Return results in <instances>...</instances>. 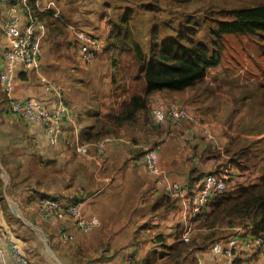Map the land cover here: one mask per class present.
Wrapping results in <instances>:
<instances>
[{
	"label": "crops",
	"instance_id": "crops-1",
	"mask_svg": "<svg viewBox=\"0 0 264 264\" xmlns=\"http://www.w3.org/2000/svg\"><path fill=\"white\" fill-rule=\"evenodd\" d=\"M141 2L37 0L40 10L54 8L55 15L60 16L67 27L59 32L47 26L41 37L42 56L32 67L18 64L12 94L19 98L49 97L47 102L53 103L56 93L46 95L43 77L61 91L72 113L58 143L51 144L41 124L12 113L0 84V230L17 232V238L29 257L27 252H33L34 248L26 245L19 229H16L23 224L12 203L29 220L43 228L58 259L39 248L30 256L33 264H124L128 255H133L138 264H215L220 259L211 245L202 244L205 238L201 233L205 230L195 231V243L182 239L186 221L182 204L157 183V176L148 171L139 156L145 148L163 141L160 165L163 179L170 182L194 180L198 184L208 172L230 167L241 175L227 147L230 146L235 153L243 149L252 156L256 155L249 149L253 144L251 132H246L249 135L246 136L240 130L245 125L246 114L253 105L255 109L256 104L250 99L243 100L241 105L247 103L246 111L238 118V127L230 128L235 122L231 118L239 106L229 101L230 94L223 90L222 83L232 82L223 62L209 68L205 79L194 87L151 96L156 100L177 99L200 115L217 134L219 143L215 146L205 138L200 127L192 128L187 121L157 125L149 113L144 112H139L135 121L126 123L118 135L107 137L113 140L106 143L104 152L99 150L98 143L105 138L89 143L84 139L100 115L112 109L119 113L130 94L116 99L111 109L105 105L113 85L109 52L103 51L94 62L85 63L76 49V33L84 29L101 35L107 41L110 20ZM1 7L0 71L8 44V38L2 31L8 3L3 2ZM21 18L25 21L22 12ZM250 58L247 55V59ZM240 69L243 70V79L247 76L249 79L246 81L250 80L247 69ZM246 81H241L245 87L249 84ZM224 94L227 98L223 97ZM187 130L194 133L192 142L180 137ZM258 142L256 145L260 147L261 139ZM251 149L254 150L253 147ZM43 195H53L65 203L82 200L84 215L98 216L99 225L84 233L68 223L67 227L74 232L75 239L63 241L57 224L42 218L37 211V200ZM200 219L199 216L192 218L194 224H198ZM37 246L38 241L35 240ZM239 257L243 264H264V257L248 250L241 251ZM0 264H14L9 251L4 260L0 258Z\"/></svg>",
	"mask_w": 264,
	"mask_h": 264
},
{
	"label": "trees",
	"instance_id": "trees-1",
	"mask_svg": "<svg viewBox=\"0 0 264 264\" xmlns=\"http://www.w3.org/2000/svg\"><path fill=\"white\" fill-rule=\"evenodd\" d=\"M146 1L141 2V14L137 3L115 20H110L108 40L103 41L102 48L96 54L95 59L101 52L108 51L112 67V92L105 105L111 109L119 97L125 94H130V97L121 105L119 113L112 109L97 118L95 126L85 135L88 143L118 135L126 123L136 120L139 112L150 115L151 96L156 93L184 91L203 81L209 68L222 63L224 41L229 35H264V3L252 7L213 8L202 17L197 12L177 13L180 10L178 5L188 0ZM3 2L9 6L23 0H0V13ZM27 2L51 30H65L67 24L55 15L54 8L42 11L37 6V0ZM145 13L149 21L144 20ZM241 67L248 68L246 54ZM137 83L141 84L138 88ZM234 83L240 85L241 90ZM222 87L225 93L235 95L239 106L238 114L235 112L236 115L231 118L235 122L230 128L235 129L239 125L238 118L247 108V103L241 105L243 100H249L245 92L247 87L241 81L237 83L234 80L222 83ZM96 126L100 127L96 129ZM208 141L214 146L219 143L218 137L217 142ZM236 152L228 150L235 158V165L246 171L253 156L243 149ZM199 184L194 180L190 182L191 187ZM210 207L202 225L214 228L231 219L232 226L241 225L247 232L264 236V172L259 179L256 177L240 183L232 192L218 194ZM236 263L243 264V261L237 259Z\"/></svg>",
	"mask_w": 264,
	"mask_h": 264
},
{
	"label": "built area",
	"instance_id": "built-area-1",
	"mask_svg": "<svg viewBox=\"0 0 264 264\" xmlns=\"http://www.w3.org/2000/svg\"><path fill=\"white\" fill-rule=\"evenodd\" d=\"M21 12L25 14V21H22ZM46 28V22L35 11L31 10L27 0L8 6L6 17L2 23V31L8 38V44L3 54L0 84L7 95L8 105L12 113L29 122L41 124L47 132L51 144H56L63 136L66 120L70 118L72 113L65 104L61 91L46 77H43L46 95L51 92L56 93L53 103L47 102L49 97L46 99L41 97L19 98L12 94L18 64L22 63L26 67H32L42 56L41 37ZM76 34L81 58L88 64L92 63L97 52L102 48L103 41L84 29H79ZM150 103V119L153 123L165 125L171 121L176 123L187 121L193 126L192 128L200 127L207 140L217 142L216 133L202 121V117L177 99H151ZM192 131L194 132V129ZM192 131H183L180 137L185 141L192 142L194 139ZM111 140L113 138H105L100 141L98 143L99 150L104 152L106 143ZM163 144V141H159L154 146L145 148L140 154L139 160L149 172L157 176V183L162 185L169 195L177 197L185 214L190 211L193 214H205L218 194L232 192L240 183L256 178H251V172L244 177L237 175L230 167L223 171L208 172L196 187H191L190 182L179 183L164 180V172L160 165V150ZM83 205L82 200L65 203L53 195H43L37 200L39 215L57 224L60 238L63 241L75 239L74 232L67 227L68 223L84 233L93 231L99 225L98 216L87 217L84 215ZM192 228V224L186 222L183 232L185 240L191 239ZM241 248L258 252L264 257V236L241 235L239 233L232 235L226 241L215 242L213 245L214 252L223 256V259L216 264H235L237 252ZM8 251L14 259V264H33L15 234L11 231L0 230V258L4 260ZM124 264H137L136 258L133 255H128Z\"/></svg>",
	"mask_w": 264,
	"mask_h": 264
},
{
	"label": "rangeland",
	"instance_id": "rangeland-1",
	"mask_svg": "<svg viewBox=\"0 0 264 264\" xmlns=\"http://www.w3.org/2000/svg\"><path fill=\"white\" fill-rule=\"evenodd\" d=\"M65 2H68L69 0H63ZM143 3H146V0H141ZM184 3V4H183ZM183 3L179 4V11L177 13L182 14L183 12L190 11V12H197L200 16L207 15L211 9H220V8H238V7H252L259 3H264V0H188L184 1ZM138 9L141 8V3L137 4ZM137 9V10H138ZM139 11V14L142 12V8ZM168 17V16H166ZM144 20L149 21L148 14L145 13ZM264 34V33H263ZM99 36V38L103 41L101 35L96 34ZM77 36V34H76ZM224 52H223V64L224 68H228V71H226V74L230 75L232 78V81H236L239 83V79L244 83V81L247 80V76L243 79L242 77V69H240L241 66L244 64V56L245 54L248 56H251L250 59H248V68L247 74L250 76V80L246 81L245 83H249L247 86V90L245 91L247 95H249V99L252 100L251 102L253 104H256L255 109H253L254 105L252 106V109L250 112L246 114L245 117V125L243 128H240V130L243 131V134L246 136H249L246 132H251V140H253V144L250 145L253 147L254 150L251 149L249 146V149L255 153L256 155L252 157L250 164H248V168L246 171L238 169L240 174L246 176L248 173L251 172L250 176L251 178L260 176L261 173L264 172V35L260 36L258 34L256 35H229L224 41ZM76 49L79 52V49L76 47ZM263 51V52H261ZM252 53H255L253 55ZM253 55V56H252ZM246 62V61H245ZM249 79V78H248ZM235 85L240 87L241 86L234 83ZM141 84L137 83L136 87L138 88ZM224 98H227V95L224 94ZM230 97L228 98L229 101H233L234 104H237V101L235 99V95L230 93ZM241 97L243 98V94L241 93ZM151 111V110H150ZM259 139H261V146L257 147L256 144H258ZM242 142H246L243 139H240ZM250 141V140H249ZM227 149H231L230 146L227 147ZM245 163V162H244ZM246 164V163H245ZM244 164V165H245ZM262 175V174H261ZM258 180L257 182H260ZM211 208V207H210ZM20 209V208H19ZM21 210V209H20ZM210 211V210H209ZM209 211L207 212V215L209 214ZM22 214L27 217L24 212L21 210ZM204 216L202 219H200V222L198 224H193V238L190 241V243H195V237L194 233L197 232L198 229H203L202 238L205 240L202 244L212 246L214 240L224 239L227 238L233 234H237L239 231L238 229H244L241 225H235L232 226L231 219H227L223 222V224H219L217 227L210 228L208 226L202 225L203 219L207 217ZM21 218V217H20ZM22 219V218H21ZM29 219V218H28ZM32 221V220H31ZM22 226L16 228L19 229V234L22 235L23 240L26 242V245L30 248H34L33 252H27L29 254V257L32 256L33 253L36 251H39V248L46 250L45 243L42 239V235L39 231L31 230L29 227L30 225L25 222V220L22 219ZM33 222V221H32ZM35 222V221H34ZM33 222V223H34ZM36 223V222H35ZM34 223V224H35ZM29 225V226H28ZM35 225H39L36 223ZM238 228V229H237ZM21 229V230H20ZM13 233L17 236L18 233L13 231ZM31 236H34V241L31 240ZM35 240L38 241V246L35 247ZM34 242V245H33ZM33 245V246H31ZM207 246V247H208ZM50 256V255H49ZM32 257H30L31 259ZM33 262V260L31 259Z\"/></svg>",
	"mask_w": 264,
	"mask_h": 264
},
{
	"label": "clouds",
	"instance_id": "clouds-1",
	"mask_svg": "<svg viewBox=\"0 0 264 264\" xmlns=\"http://www.w3.org/2000/svg\"><path fill=\"white\" fill-rule=\"evenodd\" d=\"M210 210V208H208V210H207V212ZM38 211V210H37ZM207 212L204 214V213H199V214H193L192 213V211H190V212H188V214L186 213H184V211H183V215L185 216V219H186V221H185V224H186V222H188V223H191L192 224V226H193V220H192V218L194 217V218H196L197 216H199L201 219L204 217V216H206L207 215ZM58 229V228H57ZM238 229V228H237ZM184 230H185V226L183 227V231H182V239L185 241V242H190L191 240H192V238H193V228H192V232H191V239L190 240H185L184 239V237H183V232H184ZM238 233L237 234H241V235H243V234H254L252 231H249V232H247L246 230H244V229H238ZM12 232V231H11ZM233 235H235V234H233ZM254 235H256V234H254ZM16 236V235H15ZM232 236V235H231ZM231 236H229V237H231ZM257 236H260V235H257ZM229 237H227V238H224V239H219V240H214L213 241V244H212V250H213V252H214V249H213V245H214V243L215 242H217V241H226V240H228L229 239ZM16 238H17V236H16ZM17 240H18V238H17ZM19 241V240H18ZM20 243V242H19ZM20 245H21V243H20ZM22 247V246H21ZM23 248V247H22ZM243 250H247V249H244V248H241V249H239V251L237 252V255H236V258H235V264H237L236 263V260L237 259H241L240 257H239V254H240V252L241 251H243ZM248 251H250V250H248ZM253 254L254 253H256V254H260V253H258V252H253V251H251ZM215 253V252H214ZM215 254H217V253H215ZM220 257V259L219 260H217L216 261V263L217 262H219V261H221L222 259H223V256L221 255V254H218ZM261 255V254H260ZM28 256V255H27ZM262 256V255H261ZM263 257V256H262ZM32 262V261H31ZM136 262H137V260H136ZM215 263V264H216ZM137 264H138V262H137Z\"/></svg>",
	"mask_w": 264,
	"mask_h": 264
},
{
	"label": "water",
	"instance_id": "water-1",
	"mask_svg": "<svg viewBox=\"0 0 264 264\" xmlns=\"http://www.w3.org/2000/svg\"><path fill=\"white\" fill-rule=\"evenodd\" d=\"M12 208L13 210L23 219L27 224H29L32 228L35 230L39 231L42 235V239L45 243L46 251L53 256L55 259H58L57 254L55 253L52 245H51V240L48 237L47 233L41 228L40 226L35 225L31 220H29L27 217H25L21 210L16 206V204L12 203Z\"/></svg>",
	"mask_w": 264,
	"mask_h": 264
}]
</instances>
